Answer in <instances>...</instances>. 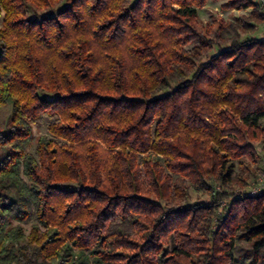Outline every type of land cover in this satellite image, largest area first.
<instances>
[{"label": "trees", "instance_id": "1", "mask_svg": "<svg viewBox=\"0 0 264 264\" xmlns=\"http://www.w3.org/2000/svg\"><path fill=\"white\" fill-rule=\"evenodd\" d=\"M206 1L0 0V264H264V13Z\"/></svg>", "mask_w": 264, "mask_h": 264}, {"label": "rangeland", "instance_id": "2", "mask_svg": "<svg viewBox=\"0 0 264 264\" xmlns=\"http://www.w3.org/2000/svg\"><path fill=\"white\" fill-rule=\"evenodd\" d=\"M228 0H207L204 7L198 9V17H197V23L198 28L205 30L206 28L215 29L219 25L220 22H224L225 24L235 21L237 18L240 17H247L249 16V12H251L253 9H243V10H231V9H225L223 6ZM257 4V6L261 9V11L264 13V7L257 3L254 0H251ZM258 37H264V26L259 29V31L256 33ZM10 114L9 108H0V127H3L5 123L7 122V119ZM46 133V127L45 126H37L34 127V135L35 137H38L39 135ZM262 145L259 142H253V148L259 155H262L264 152L261 150ZM253 166V165H252ZM255 169L259 168V162L257 160L256 164L252 167ZM257 173V172H256ZM249 178H252V176ZM253 180V179H252ZM252 180L248 179L249 182ZM240 192L247 191L246 188L239 189ZM236 191L237 192H239ZM191 199L190 204L195 203L196 201H206L207 196L202 195L199 196L197 193H195L193 190L190 191ZM224 204L219 208V212L224 213L225 212ZM224 208V209H223Z\"/></svg>", "mask_w": 264, "mask_h": 264}, {"label": "built area", "instance_id": "3", "mask_svg": "<svg viewBox=\"0 0 264 264\" xmlns=\"http://www.w3.org/2000/svg\"><path fill=\"white\" fill-rule=\"evenodd\" d=\"M264 7V0H254ZM259 168L257 169L256 177L248 183L247 191L240 192L241 194H246L249 196H255L257 194L264 192V153L259 155ZM217 190H219L217 188ZM223 205V204H222Z\"/></svg>", "mask_w": 264, "mask_h": 264}]
</instances>
